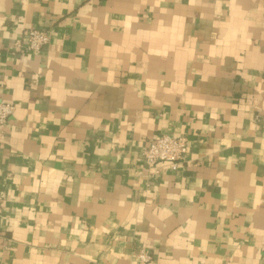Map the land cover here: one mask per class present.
Listing matches in <instances>:
<instances>
[{
	"label": "crops",
	"instance_id": "1",
	"mask_svg": "<svg viewBox=\"0 0 264 264\" xmlns=\"http://www.w3.org/2000/svg\"><path fill=\"white\" fill-rule=\"evenodd\" d=\"M1 101L0 264H264V0H0Z\"/></svg>",
	"mask_w": 264,
	"mask_h": 264
},
{
	"label": "built area",
	"instance_id": "2",
	"mask_svg": "<svg viewBox=\"0 0 264 264\" xmlns=\"http://www.w3.org/2000/svg\"><path fill=\"white\" fill-rule=\"evenodd\" d=\"M49 40L50 37L45 31L32 29L28 32L26 43L22 44L17 41L16 47L23 48L30 54H38L49 43ZM14 110L13 104L0 102V136L4 134ZM188 152L189 141L185 136L162 135L144 149L143 158L147 169L157 172L161 164H167L171 170L176 171L185 161ZM4 200V195L0 193V219ZM260 248L264 251V243ZM136 258L140 264H150L153 261L151 253L145 249H140Z\"/></svg>",
	"mask_w": 264,
	"mask_h": 264
}]
</instances>
